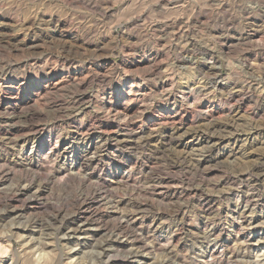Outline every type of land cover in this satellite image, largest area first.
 <instances>
[{
  "label": "rangeland",
  "instance_id": "obj_1",
  "mask_svg": "<svg viewBox=\"0 0 264 264\" xmlns=\"http://www.w3.org/2000/svg\"><path fill=\"white\" fill-rule=\"evenodd\" d=\"M0 244L264 264V0H0Z\"/></svg>",
  "mask_w": 264,
  "mask_h": 264
},
{
  "label": "bare ground",
  "instance_id": "obj_2",
  "mask_svg": "<svg viewBox=\"0 0 264 264\" xmlns=\"http://www.w3.org/2000/svg\"><path fill=\"white\" fill-rule=\"evenodd\" d=\"M7 38V37H6ZM9 42V41H8ZM188 87V86H187ZM201 87V86H200ZM202 89V88H201ZM210 90V89H209ZM195 91V90H194ZM193 95V94H192ZM121 115V114H120ZM118 127V126H117ZM106 129V128H105ZM208 132V131H207ZM34 133V132H33ZM123 133V132H122ZM211 133V132H210ZM153 138V137H152ZM147 139V138H146ZM117 140H119V139H117ZM121 140V139H120ZM123 141H125V140H123ZM114 142V141H113ZM120 142V141H119ZM115 143V142H114ZM168 143V142H167ZM117 145V144H116ZM97 146V145H96ZM159 147V146H158ZM65 148V147H64ZM209 153V152H208ZM101 155V154H100ZM27 157V156H26ZM91 157H89L88 158V160L90 159ZM84 159H85V157H84ZM84 159H82V160H84ZM90 161V160H89ZM88 161V162H89ZM92 161V160H91ZM87 162V161H86ZM81 164V163H80ZM89 164V163H88ZM87 165V164H86ZM87 172V171H86ZM258 173V172H257ZM88 174V173H87ZM88 176V175H87ZM90 177V176H89ZM50 178V177H49ZM48 179V178H47ZM245 182V181H244ZM24 184V183H23ZM46 187V186H45ZM101 188H103V187H101ZM42 189H44V188H42ZM23 190V189H22ZM22 190H19V191H21L22 192ZM97 190V189H96ZM210 195V194H209ZM14 196V195H13ZM99 196V195H98ZM108 197V196H107ZM15 198V197H14ZM18 198V197H17ZM81 199V198H80ZM81 204V203H80ZM136 204V203H135ZM140 204V203H139ZM141 206V205H140ZM143 207H145V206H143ZM81 208V207H80ZM115 208V207H114ZM141 208V207H140ZM140 208H138V209H140ZM212 209V208H211ZM77 210V209H76ZM84 210V209H83ZM132 210H134V209H132ZM143 210V209H142ZM179 210V209H178ZM138 211V210H137ZM211 211V210H210ZM80 212V211H79ZM57 213V212H56ZM74 213V212H73ZM136 213V212H135ZM124 214V213H123ZM126 214V213H125ZM175 214V213H174ZM75 215V214H74ZM81 215V214H80ZM98 215H101V213L100 214H98ZM106 215V214H105ZM109 215V214H108ZM118 215V214H117ZM208 215V214H207ZM84 216V215H83ZM137 216V215H136ZM219 216V215H218ZM76 217V216H75ZM109 217V216H108ZM107 217V218H108ZM118 217V216H117ZM54 218V217H53ZM69 218V217H68ZM88 218H90V217H88ZM127 218V217H126ZM51 219V218H50ZM66 219V218H65ZM97 219H99V218H97ZM137 219V218H136ZM243 219V218H242ZM55 220V219H54ZM86 220V219H85ZM90 220H91V218H90ZM41 221V220H40ZM75 221V220H74ZM79 221H81V220H79ZM95 221V220H94ZM97 221V220H96ZM112 221V220H111ZM39 222V221H38ZM59 222V221H58ZM104 223V222H103ZM125 223V222H124ZM149 223V222H148ZM53 224H54V222H53ZM68 224V223H67ZM100 224V223H99ZM106 224V223H105ZM104 224V225H105ZM131 224V223H130ZM138 224V223H137ZM31 225V224H30ZM35 225V224H34ZM43 225V224H42ZM86 225V224H85ZM129 225V224H128ZM68 226V225H67ZM88 226V225H87ZM96 226V225H95ZM107 226V225H106ZM136 226H138V225H136ZM47 227V226H46ZM101 227H103V225H101ZM125 227V226H124ZM131 227H133L134 228V226L132 225ZM113 228V227H112ZM40 229V228H39ZM66 229V228H65ZM115 229H117V228H115ZM119 230V229H118ZM117 230V231H118ZM79 231V230H78ZM116 232V231H115ZM129 232V231H128ZM130 232H131V230H130ZM123 233V232H122ZM121 233V234H122ZM132 233V232H131ZM130 233V234H131ZM66 235V234H65ZM113 235V234H112ZM126 235V234H125ZM128 235H129V233H128ZM137 236V235H136ZM113 237V236H112ZM119 237V236H118ZM124 237V236H123ZM129 238V237H128ZM138 238V237H137ZM112 240V239H111ZM118 240V239H117ZM130 241H132V240H130ZM109 242V241H108ZM136 242V241H135ZM149 243V242H148ZM201 243V242H200ZM99 244V243H98ZM116 244V243H115ZM145 244V243H144ZM5 245V244H4ZM101 245V244H100ZM112 245H113V243H112ZM133 245V244H132ZM131 245V246H132ZM136 245V244H135ZM47 246V245H46ZM102 246V245H101ZM104 246V245H103ZM106 246V245H105ZM108 247V246H107ZM110 247V246H109ZM134 247V246H133ZM155 247V246H154ZM42 248V247H41ZM103 248V247H102ZM111 248V247H110ZM119 248V247H118ZM5 249V247L2 245V244H0V252L1 251H3ZM44 249V248H43ZM42 249V251L44 252V250ZM93 249V248H92ZM95 249V248H94ZM100 249V248H99ZM147 249V248H146ZM39 250V249H38ZM37 250V251H38ZM41 250V249H40ZM39 250V251H40ZM139 250V249H138ZM94 251V250H93ZM96 251V250H95ZM101 251V250H100ZM103 251V250H102ZM134 250H132V252H133ZM108 252V251H107ZM112 252H113V250H112ZM111 252V253H112ZM132 252H131V254H132ZM138 252V251H137ZM6 253V252H5ZM11 253V252H10ZM45 253V252H44ZM114 254H115V252H113ZM210 253V252H209ZM1 254V253H0ZM40 254H41V252H40ZM105 255H106V252L104 253ZM110 254V253H109ZM133 254H134V252H133ZM212 254V253H211ZM4 255V254H3ZM38 256H40L39 254H37ZM41 255H43V254H41ZM53 255V254H52ZM113 255V254H112ZM112 257V256H111ZM113 257H114V255H113ZM232 257V256H231ZM52 259H55V253H54V255H53V257H52ZM124 260V259H123ZM14 262V261H13ZM12 262V263H13ZM19 263H20V260H19Z\"/></svg>",
  "mask_w": 264,
  "mask_h": 264
}]
</instances>
